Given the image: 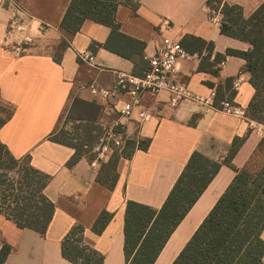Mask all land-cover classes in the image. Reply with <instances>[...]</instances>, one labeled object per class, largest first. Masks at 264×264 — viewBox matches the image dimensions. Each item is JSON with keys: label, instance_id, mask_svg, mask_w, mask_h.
I'll list each match as a JSON object with an SVG mask.
<instances>
[{"label": "crops", "instance_id": "obj_1", "mask_svg": "<svg viewBox=\"0 0 264 264\" xmlns=\"http://www.w3.org/2000/svg\"><path fill=\"white\" fill-rule=\"evenodd\" d=\"M71 1L0 0V105L9 106L12 112V117L0 129V141L14 157L23 159L29 156L35 169L51 177L45 194L56 207L45 235L19 228L15 221L0 212V250L4 243L12 246L5 264H73L63 257L62 242L77 224L85 227L84 244L101 253L105 258L104 264H126L127 202L134 201L160 210L195 152L222 162L234 140L244 138L232 161L233 166L252 170L264 166L263 123L249 116L241 118L222 110H206L191 100H177L174 106L175 99L169 92L143 96V104L152 109L150 120L139 122L135 116L123 122L122 133L127 141H135L137 147L130 158L120 161L119 178L114 189L97 181L98 171L90 166V153L69 165L76 153L75 146L57 142L53 136L61 131L71 136V131L85 128H69L75 123L82 124L80 121H68L74 100L100 107L96 120L100 118L101 122L97 124L101 123L103 131L119 119V108L130 98L122 95L118 99L103 100L93 96L90 88H111L116 81L113 71L135 74L140 71L132 60L104 47L110 38L111 28L92 20H86L72 37L61 62L54 60L63 38L60 26ZM12 2L24 10L25 20L29 22L34 37L29 54L22 58H15L9 51L20 40V36L10 31ZM226 2L241 6L248 18L264 0ZM209 10L207 0H140L136 10L128 5L121 6L116 20L122 34L146 44L145 57L156 55L161 48L163 36L159 25L164 19L173 25L168 35L180 43L186 40L193 47V37L208 42L213 47L212 53L209 55L207 48L201 58L181 62L176 78L202 96H208L212 90L217 92V87L225 86L229 79L233 80V90L235 80L241 78L233 103L247 112L255 96L251 75L245 71L246 61L227 55V51H249L251 46L223 35L221 27L210 19ZM40 23L49 24L51 28L41 33ZM83 50H89L96 56L97 66L92 67L79 60L78 52ZM207 57L210 62L223 57L218 75L201 70V62ZM74 115L79 118L77 112ZM65 117L64 130L60 126ZM104 118L106 124H103ZM97 132L93 129L85 136L96 139L98 134L94 136V133ZM73 135L77 139L82 138L85 148L92 144L81 134ZM141 144L147 149L141 148ZM235 176L233 167L221 166L175 229L155 264L174 263ZM104 211L113 217L105 230L97 234L93 226ZM262 238L264 240V231Z\"/></svg>", "mask_w": 264, "mask_h": 264}, {"label": "trees", "instance_id": "obj_2", "mask_svg": "<svg viewBox=\"0 0 264 264\" xmlns=\"http://www.w3.org/2000/svg\"><path fill=\"white\" fill-rule=\"evenodd\" d=\"M140 0H72L61 23L63 38L60 41L54 60L61 62L63 53L70 41L86 20H92L111 28V35L105 48L135 63L140 69L137 76H144L148 70L143 55L146 44L120 32L116 14L123 5L134 10ZM209 9L220 10L222 15L221 33L223 35L249 43V51L229 49L227 55L238 56L246 61L245 71L251 75L250 83L255 89L247 116L264 124V2L246 18L243 8L229 5L226 0H207ZM193 47L184 40L181 44L190 53L202 54L213 47L200 38H192ZM211 52V53H210ZM203 58L201 70L218 75L223 57L214 62ZM233 80H227L225 86L217 87L215 105L220 107L224 100L233 101L236 94L232 88ZM228 94V95H227ZM100 107L94 103L74 100L68 115V121H80L85 131L90 133L97 128L93 125ZM0 129L12 117L6 108L0 105ZM77 112L79 118L75 117ZM103 132V131H102ZM60 143L74 145L76 153L69 165L79 161L82 155H88L82 138L61 131L53 136ZM77 139L75 142L74 140ZM244 138H236L228 156L217 162L195 152L188 161L183 173L160 210L147 205L128 201L125 217V256L126 264H155L169 238L186 217L199 197L215 178L223 164L233 167L236 176L227 191L220 197L202 225L187 243L173 264H263L264 240V166L252 170L237 169L232 161ZM147 149L146 145H140ZM137 144L128 140L122 152L116 151L98 170L97 181L109 189H114L118 178L120 161L132 156ZM51 177L31 165L30 157L18 159L0 141V212L15 221L21 229L33 230L45 235L55 215V204L46 196L45 189ZM104 211L93 226V231L101 234L112 219ZM85 227L75 225L62 242V254L73 264H104V256L84 244ZM12 252V246L4 243L0 250V264H5Z\"/></svg>", "mask_w": 264, "mask_h": 264}, {"label": "built area", "instance_id": "obj_3", "mask_svg": "<svg viewBox=\"0 0 264 264\" xmlns=\"http://www.w3.org/2000/svg\"><path fill=\"white\" fill-rule=\"evenodd\" d=\"M10 6L13 9L10 19V31L20 36V40L11 46L9 51L15 58H22L29 54L30 47L34 43V37L31 34L29 22L25 20L24 10L15 2H12ZM209 15L215 25L221 26L222 15L220 11L210 9ZM50 28L49 24H39L41 33H46ZM159 30L163 36L162 46L156 55L145 58L149 68L144 76L117 70L113 71L116 81L111 88L106 89L95 86L90 88L93 96L100 97L103 100L118 99L122 95H127L130 98V101L119 108V119L104 129L96 144L90 149V166L95 171H98L103 163L108 162L116 151L122 152L125 148L127 139L121 131L125 120L133 119L135 116L139 122H146L151 119L152 109L146 107L142 101L145 94L159 96L163 92H169L175 99L173 101L174 106L177 100H191L206 110L217 109L237 117L247 118V112L236 106L233 101L224 100L220 103V107H217L215 105L217 98L215 90H212L208 96H202L195 94L188 85L178 81L176 75L179 72L180 63L194 58L199 59L201 55L190 53L178 40L168 35L173 30L170 20H162ZM78 58L86 65L97 66L96 56L89 50L78 52ZM219 66H223V62ZM241 83V78L235 80L234 92L239 90Z\"/></svg>", "mask_w": 264, "mask_h": 264}, {"label": "rangeland", "instance_id": "obj_4", "mask_svg": "<svg viewBox=\"0 0 264 264\" xmlns=\"http://www.w3.org/2000/svg\"><path fill=\"white\" fill-rule=\"evenodd\" d=\"M218 11H220V10H217V12ZM6 108V113H9L10 111H11V108L9 107V106H6L5 107ZM6 115L7 114H4V113H1L0 112V116L1 117H6ZM104 116H108V115H104ZM103 116V117H104ZM102 117V118H103ZM66 119H67V117H65V118H63V120H62V123H61V128L62 129H64L65 128V126H64V123L66 124ZM100 119V118H99ZM99 119H97V120H95V123H93V125L97 128L96 130H98V132L97 133H94V136H96L97 134V138L96 139H92V138H88V136L86 137L85 135L87 134L84 130H85V128H82V130L81 131H78V130H74V131H71L72 132V135L73 134H81V136L84 138V139H88V140H90L89 141V143H92L91 145L89 144V150L96 144V142L98 141V139H99V137H100V135L102 134V129H103V126H101L100 127V124L101 123H99V124H97L98 123V121H99ZM104 120H105V118H104ZM99 122H101V120L99 121ZM109 122H111V121H109ZM79 124V125H78ZM97 124V125H96ZM103 124H106V120H105V122H103ZM74 126H80V127H82L83 126V124H80V123H75L74 125H71V126H69V128L71 129V130H73V128H74ZM68 128V127H67ZM105 129V128H104ZM65 130V129H64ZM70 131V130H69ZM104 131V130H103ZM86 133V134H85ZM86 137V138H85ZM87 140V141H88ZM91 146V147H90ZM91 155V154H90ZM260 166V165H259Z\"/></svg>", "mask_w": 264, "mask_h": 264}]
</instances>
